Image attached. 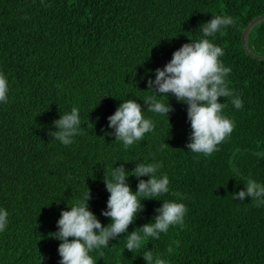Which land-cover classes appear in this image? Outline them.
<instances>
[{"label":"trees","instance_id":"16d2710c","mask_svg":"<svg viewBox=\"0 0 264 264\" xmlns=\"http://www.w3.org/2000/svg\"><path fill=\"white\" fill-rule=\"evenodd\" d=\"M215 15L234 21L208 38L223 48L228 86L243 103L237 110L231 98L219 99L235 122L231 136L211 156L189 152L187 106L169 94L168 121L145 112L156 121L153 133L128 150L114 142L107 117L124 99L143 109L147 80L183 44L200 39V25ZM0 72L9 81L8 103L0 104V207L9 213L0 264H59L60 242L51 234L67 204L88 188L90 210L107 226L105 174L115 163L131 171L153 160L170 180L159 199L183 197L184 227L134 254L121 236L103 256L92 253L97 264H145V248L168 264H264V207L231 195L249 179L264 185V0H0ZM73 106L83 131L63 146L48 132ZM128 183L135 191L136 178ZM142 204L128 232L152 221L162 201Z\"/></svg>","mask_w":264,"mask_h":264},{"label":"clouds","instance_id":"9594fccd","mask_svg":"<svg viewBox=\"0 0 264 264\" xmlns=\"http://www.w3.org/2000/svg\"><path fill=\"white\" fill-rule=\"evenodd\" d=\"M233 23L229 15H215L209 22L201 24V38L183 44L173 52L171 60L162 69L155 70V78L147 80V91L144 92L150 95L143 100L145 107L142 109L135 99L121 101L114 114L107 117L108 128L112 131L106 134L113 136L114 142H119L128 150L155 130L156 121L146 117L145 112L169 120V114L173 111L168 102L171 94L178 103L187 106V121L191 128L190 142L186 144L189 152L208 157L219 151V145L231 136L235 128V122L223 114L225 104L219 102V99L231 98L230 103L237 110L242 108L243 103L239 95L228 86L227 78L231 68L226 67L220 59L224 55L223 48L208 38ZM8 100L9 81L0 72V104H6ZM89 126L94 127L91 123ZM52 128L55 130L48 132L52 141L63 146L72 145L75 137L83 131L80 109L73 106L70 112L60 114L59 119L53 121ZM166 147L165 143L161 145V148ZM114 165L107 178L105 174L103 181L109 196L106 209L102 210L101 215L108 218L110 223L102 226L90 210L91 197L87 188L81 199L71 206L67 204V210L61 211L56 223L57 231L51 234L53 239L60 242L57 249L59 264H97L92 253L103 256V250L109 249V243L114 240L119 243L121 236L125 240L124 249L134 254L150 239L159 240L170 228L184 227L188 209L181 202V194L173 193L176 197L174 200L159 199L170 192L169 177L160 171L162 162H138L131 171L126 170L124 164L119 167ZM130 177L138 181L135 191L128 183ZM142 177H147V180ZM231 195L234 200L244 202L250 198L257 208L264 207V185L255 180H247L243 190ZM144 200L162 201V205L155 210L152 221L128 232L129 226L134 224L138 214L143 211ZM8 224L9 213L0 207V233L7 229ZM166 251L170 255L173 248L169 246ZM139 256L145 264H168L163 254L154 253L152 249L145 248Z\"/></svg>","mask_w":264,"mask_h":264},{"label":"water","instance_id":"95a60500","mask_svg":"<svg viewBox=\"0 0 264 264\" xmlns=\"http://www.w3.org/2000/svg\"><path fill=\"white\" fill-rule=\"evenodd\" d=\"M254 23V22H253ZM253 23H251L248 28L246 29V31H244L243 35H245L246 32H248V30L251 28V26L253 25Z\"/></svg>","mask_w":264,"mask_h":264},{"label":"rangeland","instance_id":"374dc122","mask_svg":"<svg viewBox=\"0 0 264 264\" xmlns=\"http://www.w3.org/2000/svg\"><path fill=\"white\" fill-rule=\"evenodd\" d=\"M247 33L248 32H246L245 35H244V42L246 41Z\"/></svg>","mask_w":264,"mask_h":264}]
</instances>
